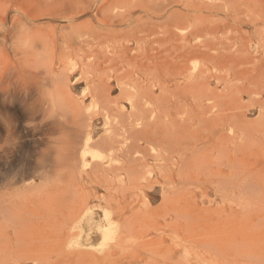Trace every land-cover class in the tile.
Masks as SVG:
<instances>
[{"label":"bare ground","instance_id":"obj_1","mask_svg":"<svg viewBox=\"0 0 264 264\" xmlns=\"http://www.w3.org/2000/svg\"><path fill=\"white\" fill-rule=\"evenodd\" d=\"M83 1L0 0V264H113L122 249L153 240L150 216L163 209L154 228L161 264H201L203 182L229 198L238 254L263 260L252 244L264 230V176L242 166L213 171L190 140L217 130L208 141L224 150L251 134L235 114L229 122L227 87L219 94L209 81L241 63L251 65L242 92L264 124V60L240 35L229 46L217 40L219 29L192 1L160 25L150 22L155 0ZM217 1L199 4L222 8L229 21L259 4ZM131 3L140 5L137 19L123 12ZM143 262L138 255L129 264Z\"/></svg>","mask_w":264,"mask_h":264},{"label":"rangeland","instance_id":"obj_2","mask_svg":"<svg viewBox=\"0 0 264 264\" xmlns=\"http://www.w3.org/2000/svg\"><path fill=\"white\" fill-rule=\"evenodd\" d=\"M159 1L158 0L152 1V3H151L152 5H150L151 8L149 7V10H150L149 14L152 17V19H150V22H152L154 24H159V25L163 24L166 22V16H168L173 11H177V9H178V11H180L183 8L184 4H187V2L192 1L191 4H194L195 7L199 8L198 12H196L198 18L200 19L203 16V18H202L203 21H205L207 18V20L205 21L207 24L214 25L215 27H217L219 29L218 35L215 34V37L217 40H219V41L221 40V42L224 41L223 43H225L229 46V43H231V42L239 41L238 39L242 40L241 37L240 38L238 37L240 35V36H242V38H244V42H246L247 44H249L253 47L252 48L253 58L255 59V57H256L255 60H262V61L264 60V18H263L264 17L263 16L264 15V0H258V2H259L258 7H257L258 9H257V11L252 13V16H247V14H244V15L241 14L236 20L230 19V21H229V14L226 17L224 11L221 10L222 8L213 9V10L209 9V8L206 9L205 6L203 7V5H200L201 0H187V1L186 0H175V1L174 0H159ZM179 1H182V2L179 3ZM103 2H104V0H87V1H83V3L81 5L96 7V6H100ZM219 2H220V0L217 1V3H219ZM227 2H229V0ZM136 5H137V7L135 8ZM159 5L161 6V8ZM152 6L154 7L153 11H152V8H153ZM162 7H163V9H162ZM204 8H205V10H204ZM128 9L130 12L128 11ZM124 10H126V11H124ZM124 10H123V12H125V14H128V13L133 14L134 19L135 18L137 19L139 15L142 16V14L140 12V5L137 3H133V4L131 3V5L127 6ZM155 10H156V12H154ZM158 10L160 13L158 12ZM159 16H162V18L158 19ZM244 16H246V17H244ZM253 16H255V19ZM241 17H242V19H241ZM258 18H260L259 21H258ZM89 19H90V17H86L82 21H88ZM238 19H241L244 22L238 21ZM250 20L256 24L255 28L249 27V26H252V24L249 23ZM229 25L231 28L235 29L236 31H239V34H238V32H233L234 30L230 29ZM259 27H261V28H259ZM240 28L243 30H241ZM229 30H232V32ZM253 30L256 32L257 35L254 34L255 32L253 33ZM229 32H231V33H229ZM235 33H237L236 36H235ZM229 34H231V35H229ZM232 35H233V37H232ZM258 36H260V37H258ZM233 38H234V40H233ZM247 39H248V41H247ZM249 39H251V40H249ZM242 64L243 63H241L240 66L238 65L239 68H237L238 66H235L234 69H232V70L229 69L230 71L228 70V72L227 71H217V72L214 71L213 78L211 77L209 79V81L211 83V89H213L216 93L219 92V94H221L223 92V90H225V87H227L228 98L226 101V106L224 108L227 110L226 112L229 114V122L231 121V118L234 116V114H235V116L240 117L243 121L248 122L249 126H252L253 128L251 127L252 130L250 129L249 130L250 132L248 131L247 134L251 133L249 136L252 138H250L247 135L246 139L244 140L246 143L245 142H244L245 144L241 143L240 147L238 144H239V142H241V140L240 141L237 140L238 142L233 141V143L229 142L228 146H226V148H223L224 150H222L221 148H219L215 144L213 145V143H212L213 140H215V138L217 137L216 136L218 134L217 130L216 131L210 130V131H206V132H200L201 131V129H200L199 131H197V133H195L194 140H190V141H193V143H194L193 145H196L194 150L195 149L197 151L199 150L196 153V155H199V156L201 155L206 160L210 159V161H209L210 162V169H212L213 171L222 170V169L226 170L227 169L230 173L232 170L238 171L242 167H247L249 169H252L254 171L261 173V175L264 176V139H263L264 135L262 133V130L264 128V126H263L264 124H263V121L260 120L259 106L255 102H254L255 104L253 103V101L251 102V99L248 100L249 97H247V95H245L242 92L244 86H246V83H247V81L244 77L245 72L247 69L251 68V65H249V64L248 65H244L245 63L243 65ZM225 73H226V75H225ZM242 74H244V75L242 76ZM234 75H236V76H234ZM217 78H220V80H218ZM237 78H241L243 80H241V79L238 80ZM215 81H216V83H215ZM241 88H242V90H241ZM235 90L238 92H235ZM232 91H233V94H232ZM229 93H230L231 97H229ZM235 93H236V95H235ZM234 98H236V100ZM262 98L264 100V95L262 96ZM229 101H230V103H229ZM241 107H243V108L241 109ZM244 107H245V109H244ZM252 121H253V124H252ZM250 122L252 125L250 124ZM254 122H256V123H254ZM213 133L215 135H212ZM260 133H262V134H260ZM254 135H256V137ZM247 137H249V139L251 141L249 139H247ZM209 139H211L212 142L208 141ZM228 147H229V149H228ZM220 150L224 151L225 156H226V157H224V159H221V162L219 161V158H218V156H221L220 154L222 153V152L219 153ZM224 153L222 154V156L220 158H222L224 156ZM210 156L212 158H210ZM206 157H208V158H206ZM213 157H215V159ZM217 158H218L219 162L217 161ZM235 159H237V160H235ZM222 160L224 163H222ZM215 162H218V164H216ZM226 163L228 166L226 165ZM213 164H215V165H213ZM213 168H215V169H213ZM196 194H197V198H198L197 199L198 205L200 208V212L198 213V215H199L198 235H199V239H200V244H202L200 247V256H201L200 262H201V264H203L204 261H205V264H214V263L215 264H218V263L219 264H233V263L234 264H260V263L264 264V259L260 260V262H254L250 258L245 257V256H241L238 254L239 253V247H240V245H238V244L240 243L239 241H240V233L241 232L238 231L239 227H237L234 224H231V222H229L230 221L229 220V204H230L229 198H227L226 200L223 199V198H225V196H221L218 192V189L215 188L214 185H212L211 183L205 184V182L197 185ZM215 204H217V205H215ZM161 205H162V199L160 197V193H158V197H157V199H155L152 202L151 207H152V209L157 210L160 208ZM165 214H166V209H163V210H159V211L157 210L155 213H153L150 216V227H149L148 233H151L150 239L153 238V240L151 242H149L145 245L132 246L133 249H131L130 247L122 249L121 251H119L117 253V256L114 259L113 264H123V262H124V264H127V263L129 264L131 261L135 260L136 256H138V255H141L143 258H145V262H143L142 264H145V263L156 264L158 260H161V261H158L157 264H161L163 262L162 260L165 258V256L163 254L166 252V250L162 249L161 245H158L156 243V239H155L156 233L154 232V228L158 223L163 222V217L165 216ZM262 221H264V218ZM263 224H264V222L262 223V225ZM146 235H148V234H142V237H145ZM254 236H255V239H253L254 245L252 244V247L256 248L257 250H264V230H260L257 233H254ZM141 240L142 239H140V241ZM205 242H207V243H205ZM169 244H170V242L168 241L166 243V246H163V247H165L167 249V246H169ZM204 244H207L208 246L210 245V247L213 248L212 250H214V252L209 250L208 246L204 245ZM206 246H207V248H206ZM237 246H238V248H237ZM202 248H204L205 252L203 251ZM215 251H216V254H215ZM152 255H155L156 257H158V258L160 257L162 259H160V258L157 259L155 256L153 257ZM155 261H156V263H155Z\"/></svg>","mask_w":264,"mask_h":264}]
</instances>
